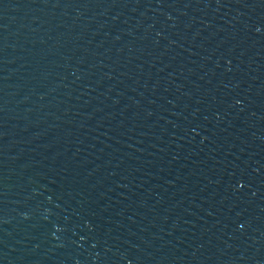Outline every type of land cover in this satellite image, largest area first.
Masks as SVG:
<instances>
[{
    "label": "water",
    "instance_id": "water-1",
    "mask_svg": "<svg viewBox=\"0 0 264 264\" xmlns=\"http://www.w3.org/2000/svg\"><path fill=\"white\" fill-rule=\"evenodd\" d=\"M0 264H264V0H0Z\"/></svg>",
    "mask_w": 264,
    "mask_h": 264
}]
</instances>
